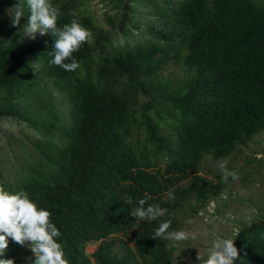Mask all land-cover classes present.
<instances>
[{
	"label": "trees",
	"instance_id": "1",
	"mask_svg": "<svg viewBox=\"0 0 264 264\" xmlns=\"http://www.w3.org/2000/svg\"><path fill=\"white\" fill-rule=\"evenodd\" d=\"M92 1L51 0L58 27L76 19L92 33L73 53L79 68L66 71L49 63L54 37H25L26 0H0V119L33 131L29 142L18 140L10 174L0 165V185L28 192L51 212L71 264H181L183 242L152 239L160 222L182 230L233 180L224 182L222 172L217 181L190 178L202 157L243 152L264 133V0H101L123 8L109 26ZM18 2L24 17L15 27L3 10ZM118 28L143 37L120 43ZM145 197L167 214L136 220L131 211ZM258 217L232 238L236 264H264ZM0 259L35 258L9 239Z\"/></svg>",
	"mask_w": 264,
	"mask_h": 264
},
{
	"label": "clouds",
	"instance_id": "2",
	"mask_svg": "<svg viewBox=\"0 0 264 264\" xmlns=\"http://www.w3.org/2000/svg\"><path fill=\"white\" fill-rule=\"evenodd\" d=\"M26 4L29 15L24 26L25 37L35 39L37 33L54 37L52 51L48 53L52 57L49 63L66 71H75L79 68V62L73 57V53L78 51L82 44L92 41V33L76 19L62 28L58 27L60 11L51 0H26ZM6 11L11 19V25L19 27L24 17V6L18 2L16 6ZM72 15L75 16L76 13L73 12ZM219 168L224 182H227L229 177L233 180L239 178L238 171L227 169L226 161L221 162ZM147 199V197L140 199L139 206L131 211V216L136 220L150 222L167 214V209L159 204L146 205ZM167 199L174 200V194L169 192ZM51 215L49 210L30 199L28 192L10 191L0 185V257L7 251L11 239L30 249L35 258L33 264H71L62 244L58 242L62 233L50 219ZM170 226L171 220L160 222L152 239L170 240L176 246L189 239L190 233L183 230L169 231ZM191 238L195 239V236ZM234 241L231 238L217 239L208 249L206 258L198 251L196 259L199 264H236L240 254ZM0 264L16 262L14 259H0Z\"/></svg>",
	"mask_w": 264,
	"mask_h": 264
},
{
	"label": "rangeland",
	"instance_id": "3",
	"mask_svg": "<svg viewBox=\"0 0 264 264\" xmlns=\"http://www.w3.org/2000/svg\"><path fill=\"white\" fill-rule=\"evenodd\" d=\"M158 2L161 4V1ZM91 8L96 19L105 26H109L107 23L108 17L118 16V19L123 18V8L119 9L112 5H105L101 0H93ZM145 9L147 12L149 11L148 8ZM3 13H7V11L3 10ZM148 18L155 20L156 13L153 11L152 14H148ZM144 21L145 19L142 22ZM142 25L144 24L142 23ZM117 30L120 43L129 42L133 44L143 37L141 35L140 37H129L124 35L119 28ZM44 36L37 33L35 39ZM30 40L34 39L30 38ZM117 42L118 40L115 39L114 44ZM62 104L65 107L69 106L68 102ZM31 131L32 129L21 120L15 118L0 119V165L5 167L7 174H10L7 166L11 164L8 161L11 158L15 160L14 152L19 153L20 151L21 142H18V140L22 139L25 143L29 142L26 135H30ZM16 137H18L17 140ZM11 143L13 148H11ZM251 155L258 158V160L247 162L246 159ZM224 161L227 162L229 171H234L230 167L241 168L239 178L228 181L227 186L221 190L218 198L212 199L204 211H200L199 214L192 216L184 223L182 230L191 235L182 244L184 249L188 250V254L181 255V260H179L181 264H199L196 259L198 251L206 258L208 249L212 247L217 239H232L237 229L243 224L250 223L258 219L259 215L264 214V133L257 135L254 142L243 148V152L236 151L231 156L221 159H214L211 155L202 157L198 166L199 170L193 173L190 178L200 176L217 181V176L221 173L219 164ZM259 206L262 207L261 212ZM219 207L222 212L216 214V209ZM192 236H195V239L191 238ZM97 245L98 242L90 243L87 246V252H93Z\"/></svg>",
	"mask_w": 264,
	"mask_h": 264
}]
</instances>
